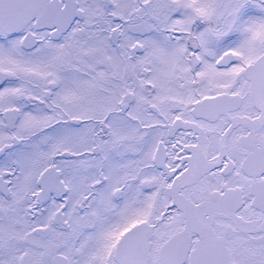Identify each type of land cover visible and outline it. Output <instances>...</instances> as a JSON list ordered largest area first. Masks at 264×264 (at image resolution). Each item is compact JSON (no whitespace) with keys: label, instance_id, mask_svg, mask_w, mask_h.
<instances>
[{"label":"snow or ice","instance_id":"6c2138e0","mask_svg":"<svg viewBox=\"0 0 264 264\" xmlns=\"http://www.w3.org/2000/svg\"><path fill=\"white\" fill-rule=\"evenodd\" d=\"M0 264H264V0H0Z\"/></svg>","mask_w":264,"mask_h":264}]
</instances>
